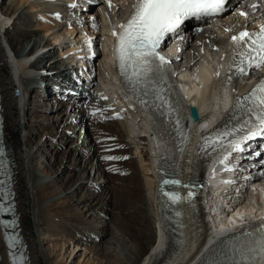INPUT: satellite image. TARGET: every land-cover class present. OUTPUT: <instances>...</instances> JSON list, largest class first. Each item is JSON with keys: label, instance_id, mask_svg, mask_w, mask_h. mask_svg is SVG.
Masks as SVG:
<instances>
[{"label": "bare ground", "instance_id": "bare-ground-1", "mask_svg": "<svg viewBox=\"0 0 264 264\" xmlns=\"http://www.w3.org/2000/svg\"><path fill=\"white\" fill-rule=\"evenodd\" d=\"M100 1L103 3L100 11L89 12L84 10V1H81L82 5L79 4L77 8L71 7L68 14L71 16V18L70 21L67 22L63 27L64 29L60 28L62 26L61 23L55 24L51 21L52 19L44 17L42 15L43 11L38 8L37 4L32 3L30 0H10L7 8L2 7L4 0H2L0 4L1 17L6 16V20H11L13 17H16L18 21H20V26L17 28L15 27L16 29H7L4 23L6 20L4 22H0V92L3 99V110L6 132L8 135V143L10 144L12 158L15 161L14 171L17 193L19 192L20 196L23 197L21 202H19V196L17 200L19 202L18 210L21 216L20 221L23 229V235L31 253V260L33 261V264L57 263L53 261L48 255L43 247V240L40 238L42 232V221L40 220V214L42 212L43 205L41 206V204L43 201H38L35 196V194L40 192H38V185L36 183L39 177H37L36 169L34 168L33 163L37 159V161H41V163L44 164V156L42 154V152L44 153V150L42 148L48 145V143H46V141L42 142V140H39V147L36 151H33L32 148L28 147V143H32V138L37 137L38 134L41 135V133L31 129L28 130V125L24 123V114L28 109V102L26 103L24 101L28 96V87H31L30 89L34 90V88H36L35 81L41 80L32 77L33 72L41 74L45 71H52L53 76L57 78L59 76L56 74L58 71L57 69H59L63 64L59 58L60 56L56 55V50L60 55H62V50L70 48L73 45H78V50L75 56L76 58H79L81 61L80 63L85 66L87 65L85 61L88 58V52H92V46L96 45L97 43L98 45H101L102 49L108 53V57L107 55L105 57L107 62L102 60L103 63L101 64L102 71L104 72H102V80L106 87H114L112 81L119 79L114 69L115 54L113 48L117 41L113 33L119 32L118 26L125 18V10L127 9L130 0H107V2H105V0ZM52 10L62 12V10L58 7H47L48 12H51ZM109 11L114 12V15L117 13L119 17L116 19L114 18L113 21L116 22L111 24V26L108 25V27H105V19L103 21L101 16L102 13H110ZM28 13H35L36 16L34 15V23H31V21L28 19ZM247 13L248 11L245 12L246 15L244 17L246 19L249 18ZM233 18V22L227 24V21ZM222 24L224 27L222 29L217 27L216 24H211L210 26L202 27L201 32L197 31L199 29L198 27H196L194 31H191L190 37L193 40L188 42L186 52L181 53L183 54L184 60L180 65L185 66L187 62L195 60L194 55L197 54L202 48L211 50V48H213L211 45L212 40L214 41L213 45H215L217 48H221V46L225 43L226 33H229L231 29L236 31L238 28H241L243 22L242 19L236 16V13H234L232 15H228L226 20L222 21ZM106 30L108 31V35L103 34V32H106ZM40 32H42L44 36L41 37L38 35L35 37V35L39 34ZM51 32H53V34H51ZM100 32H102L103 35H101ZM58 33H61V36H63L60 39L62 41L61 46H58V41L55 39V37L58 36ZM95 34L98 36L97 39H94V41L90 38H92V36L94 37ZM75 37L76 41L73 42ZM77 37L85 41L84 45L85 48H87L86 51L82 49V42L79 43ZM46 39L48 40L45 41ZM50 42H52L55 47L53 46V49H49L36 59L43 49H48V47L50 48L52 45ZM181 46L182 43L179 42L173 51L174 55H177ZM89 47L92 48L89 50ZM212 51L215 54L217 53L215 48H213ZM96 53L97 48L93 54L96 55ZM25 54L28 56L32 54L34 55L27 58L26 60L15 61L16 56L18 58H22V56ZM32 60H34L33 63L28 67L30 61L32 62ZM48 63H50L49 66ZM58 64L60 65L58 66ZM95 66L96 65H93L88 68V75H93V68ZM111 66L112 68H110ZM25 68H28L29 70H26ZM111 69L113 70L110 73ZM262 70H264V67L263 69L256 71L253 77L244 79L243 82L238 86V93H243L247 84L252 82ZM109 74L111 75L109 76ZM199 77V68H195L193 72L185 71L179 76V82L183 84L184 87H187V92L185 93L186 97L182 98L178 103V109L175 112L168 114L162 109H156L153 112V118L147 116L145 119L140 113L131 111L130 108H127V112H123L124 118L121 120L122 123L133 120H135V123L137 124L140 123L139 125L141 127L135 136L129 137V133L132 131H126L127 134L125 133L126 138L129 137L130 140H135L134 138L138 139L136 141L139 143L136 144V147H132L130 143L128 144V142H126V139L121 138L123 136L120 137V135L117 133L116 127L112 125V122L109 120L114 116V112L106 113L105 111H99L98 115L90 116L91 111L99 110V106L96 105L95 102H89L90 105L87 106V108L80 106L81 109H79V106H71L68 103L66 108L67 112L65 114L60 113L55 117H45V119L43 118L39 121L38 118L40 116H38L37 110L40 108V106L38 105L36 107L34 115L37 125L39 124L41 127H45L48 124L50 125V123L54 125L56 122H59V128L62 126V124L66 123V126L69 128L68 130L75 131V125L80 124V129L83 128L85 130L83 137L84 142L82 144L83 148L76 146V148L79 150L75 151V153L78 152L79 155L82 151L80 159L83 164H81V162L78 160L75 161L73 158V164L77 167H81L83 175L80 174L79 179L76 181H72L74 179L67 180V182L70 183V185L68 184V190L73 188V184L76 185L77 182L84 179L86 170L90 168L91 172L93 171L95 174V178H97L95 179V182H92L90 189L98 190L99 187L97 186V182L99 184V181L101 180L103 181V186L111 183V181L115 184L117 183V180H119V182L121 180V184L127 182V185L121 186L126 192L138 194L142 197V192L140 191L141 189H139L140 180L139 176L137 175L138 173L136 172V164L134 163V157L132 158V155L141 158L143 161L141 166L143 171H145L144 177L146 178V185L152 191V211L154 220H152L146 213V203H144L145 201L143 197L140 201H134L132 196L123 194V197L125 195L128 198V201L124 202L125 204L122 207V212H124L123 210H132L134 213L130 215L120 214L118 219L113 214L112 219L115 223L122 222V226L116 227V229L118 232H122L121 242L122 245H126V251L128 254L126 260L116 258L114 254L115 243H108V246H105L108 249L104 250L102 257L105 260L111 261L109 264H184L183 262L187 259L185 253L178 256L176 253L177 248H175L173 245V243H178L180 245L184 237L180 236V238H175L173 235H171L169 230H166L168 227L162 225V221H164L165 216H167V213H164L166 205L165 202L157 198V187L159 184L158 176L163 174L164 171L170 173L174 169V171L179 174L182 179L187 181H197L203 179V176L207 172V164L212 159L206 176V181L209 186H205L206 191L203 194L204 201L209 202L207 207L210 206V204L212 205L211 207H218L221 202H224L228 207H232L234 210L237 208L235 215H233L231 218H228L219 211L222 208L217 211V214L212 215L211 212H205L207 207L204 208L198 206L197 204L196 211L193 210L196 214L194 219L197 221L195 228L191 230V226L188 224L187 227H184V229H177L179 233H185L186 235V240L183 242L185 249L187 250L193 246V248L188 250V253L194 249V245L197 246L198 249L200 242L205 240L207 231H210L211 236L214 238L213 240H216L220 236L227 235L240 224L259 219L264 212V178H262L263 182L258 183V181H254V183H257V185L254 186L255 190L252 192L247 191V203H244L246 200L239 201L238 197L240 192H236L239 186L231 185V181H236L237 178H239L238 176L234 178V175H236L237 172L240 173L242 169L239 167H234L237 166L234 159L228 160V158L225 157V155L228 154L226 150L218 151L217 155H214V152L220 148V143H224L225 141V138H221V136L232 123L229 115L222 112L219 114V116L211 119L207 124H203L201 126L196 125L193 128H187L186 126L184 118L185 115L183 111L184 108L187 107L188 109V105L190 104L199 106V101H202V93H205L203 80L198 79ZM50 80H52V78ZM88 82L89 84H92V81ZM42 84L44 90L49 91L50 88L47 87L48 85H46V82H42ZM222 85L223 84H218V88H221ZM87 98L92 100V95H87L85 99L87 100ZM85 103L86 101L83 102V104ZM184 103H186L185 107ZM72 109L78 110V113L81 115L79 120L76 118L73 119L71 113ZM59 110H62V108ZM50 111H54L53 107ZM115 112H117V110H115ZM88 115L91 118H89ZM87 119H89V122ZM90 119L95 121L97 125H95V123L93 124V122L90 124ZM104 120L107 123L102 122ZM72 126H74V128ZM155 127L162 130L160 134L158 133L161 130H156V137L152 136L151 134L152 131H155ZM91 133H97L98 135L95 137ZM47 134L50 140H57V144H55L57 149L54 150H59L62 140L69 139L66 136V130L62 131L60 137L63 139L59 141V143L57 139L59 132L52 130ZM114 137L116 139H114ZM93 138H95V140H100L99 146L96 145ZM166 139H168L169 142H167ZM159 145L161 148L163 145V148L168 149L170 153H161L160 149L158 148ZM122 146L125 148L121 149ZM128 146L132 148L133 153L128 150ZM118 147L121 148L118 149ZM108 150L110 152H108ZM98 151L99 158H97L98 156L94 157V154H97ZM163 152H165L164 149ZM71 154L72 153L68 151V155L71 156ZM69 156H67L65 153L63 154V159L67 157L69 159ZM127 156H130L129 160L122 162L121 159ZM53 157L56 162L58 158L55 155ZM95 158L97 161H101V164L95 163ZM91 160L93 162H91ZM229 167L230 169H226ZM124 170L126 173L125 177L120 175V173H122ZM106 175L107 178H105ZM52 181L55 183L56 181L59 182L60 179H53ZM113 183H111V186L115 187L116 185L114 186ZM50 187L48 189H51ZM61 187L63 190L60 194L58 193L60 187L54 189L49 194H52L55 198H58L59 195H62L65 192V185L63 184ZM113 187H110L111 189H109L108 195L110 193H115L116 195L119 194L116 191V188H119V186H117L115 189H113ZM79 188H81V185ZM68 190L66 191V200H73L77 206L83 204L85 201L94 199L97 201L96 205L98 206L96 208L92 207L93 214L97 213L102 217L106 216L107 211L104 210V206L106 205L105 202H108L106 201L108 197L106 193L104 195L86 194L80 200H74L73 197L77 194V192L74 191L69 193ZM198 200H200L198 202H201L200 198H198ZM254 201H257V203L260 204V211H255L257 210L256 208L258 206L256 207ZM133 202H135L136 205H133ZM99 205H103L101 207L102 210L99 209ZM60 206L64 208L62 210V215H68L71 213L70 208L72 205L62 201ZM247 212L248 218L244 216ZM206 216L207 219L205 220ZM101 223L103 225L100 230L97 228V230L93 228L84 229L83 227L81 228L79 226H72L68 223L67 224L71 230H67V228H64V230L70 231L71 233H69V235H74L77 233V235L81 238H78L77 242L87 243L86 240H90L92 236L97 238L98 236L100 237L104 233L108 232L110 225L107 224L106 221H101ZM182 224L185 225L186 222L184 223L183 221ZM155 225H157V228ZM118 236L119 234L113 236L112 239L116 240V242L120 241V237ZM76 246L80 245L77 244ZM178 250L180 252V249ZM197 255L198 253L191 260H193ZM0 264H8L7 253L2 242L1 231Z\"/></svg>", "mask_w": 264, "mask_h": 264}, {"label": "rangeland", "instance_id": "rangeland-1", "mask_svg": "<svg viewBox=\"0 0 264 264\" xmlns=\"http://www.w3.org/2000/svg\"><path fill=\"white\" fill-rule=\"evenodd\" d=\"M9 2H10V0H6V1L4 0L2 7L7 8ZM109 12L110 13H108V12L102 13V16H101V19H103V21L105 19V21H104L106 24L105 27H108V25L111 26V24H113V22H114L113 21L114 18L115 19L118 18L117 14L114 15V12H112V11H109ZM34 15H35V13H30V14L28 13L27 14L28 19L31 21V23H34L33 20L36 16V15L35 16ZM6 19H7L6 16H3V17L0 16V22H4ZM13 19H14V21L10 25L11 20H13ZM11 20H6L4 22L7 29H9V28L16 29L17 27L20 26V21H18V19L16 17H13ZM102 32H100L101 35H103V34L108 35L107 30H106V32H103V34H102ZM38 35L41 37L44 36V34L42 32H40L39 34H36L35 37H37ZM97 36L95 34L94 37L92 36V38H90V39H92V40L97 39ZM47 40L48 39H46L45 41H47ZM77 40L79 41V43L80 42L85 43V41H83L82 39H79L78 37H77ZM74 41H76V37H75V39H73V42ZM50 43H52V42H50ZM48 44H49V41H48ZM96 45L92 46L94 49L92 51L93 53H95V50L97 48V53H96V57H95L96 70L94 72L96 74V78L94 81L98 85L104 86V83L101 80L103 78L102 76L104 73L102 71L101 64L103 63L102 60H105L106 55L108 57V53H106V51L104 49H102L100 44L98 45V43H97ZM53 46L55 47V45L52 43L50 48L48 47V49H43L40 52V55L38 57H36V59L39 58L44 52H47L49 49H51V48L53 49L54 48ZM82 46H84V44ZM92 47H89L88 49L90 50ZM86 49L87 48H85L84 51H86ZM56 52H58V51L56 50ZM105 62H107V60H105ZM59 65L60 64H58V66ZM110 68H112V66ZM112 70L113 69H111L110 73L112 72ZM110 75L111 74H109V76ZM32 91L33 90L30 89L28 91L27 95H29V94L31 95ZM27 97L25 98V101H24L26 103L28 102V109L26 110V112L24 114L25 115L24 116V119H25L24 123L26 125H28V127H29L28 130L31 129V130H35L36 132L38 131L41 133V135L38 134L37 137L32 138V143L31 142L28 143V147L32 148L33 151H36L39 147V144H38L39 140H42V142L46 141V143H48V145H46L42 148L44 150V153L42 152V154L44 156V164L41 163V161H37V159L33 163L34 168L36 169L37 177H39V179L37 180L36 183L38 185L37 186L38 192H40L38 194H35V196H36V199L38 201H43L41 204V206L43 205L42 206V212L40 214V218H41L40 220L42 221L41 222L42 232H41L40 238L43 240L44 249L46 250L48 255L51 257V259L53 261H55L57 264H61V263L62 264H109L111 261L105 260L102 256H103L104 250L108 249V248H106L108 246L107 244L112 242V243H115V249H114L115 253L114 254H115L116 258L126 260L127 254H128L126 251L127 247L125 244L122 245V242H121V238H122L121 233L122 232H118L116 229V227L122 226V222L115 223L114 220L112 219L113 214L118 219L119 218L118 216H120V214L130 215V214L134 213V211H132V210L131 211L123 210L124 212H122V207L125 204L124 202L128 201V198L125 195L123 197V194H126L128 196H132L134 198V201H140L143 197L144 201H145L144 203H146L145 204L146 205V213L148 214V216L152 220H154L153 211H152V195H151L152 191L146 185V178L144 177L145 171H143V168L141 166L143 163L142 159L132 155V158L134 157L133 160H134V163L136 164V172L138 173L137 175L139 176V180H140V184H141V185L139 184V189H141L140 191L142 192V197H141V195H138V194H132L130 192H126L121 186L127 185V182H124L121 184L120 183L121 180H120V182H119V180H117L116 181L117 183H115V184L111 181V183H113L114 186L116 185L115 187L111 186L112 185L111 183H109L110 185L107 184L106 186H103L102 185L103 181L101 180V181H99V184L97 182V186L99 187L98 190L90 189L92 186V182H95V179H97V178H95V174L93 173V171L91 172L90 168H88L86 170V172L84 174V179L77 182L76 185L73 184V188L68 190V188H69L68 184L70 185V183H68L67 180L74 179L72 181H76L79 179L80 174L83 175V171L81 170V167H77L73 164V158L75 159V161L78 160L79 162H81L80 157H81L82 151H81L80 155L78 154V152L75 153V151L79 150L76 148V146H78L79 148L80 147L83 148L82 144L84 142L83 137H84L85 130L83 128L80 129L81 128L80 124L75 125V131L68 130L69 128L66 126V123L62 124V126L60 127L61 129L58 126V125H60L59 123H55L54 124L55 126L52 123H50V125L48 124L45 127H43V126L41 127V126H39V124L37 125L35 115H34V110H33V108H36L37 106H34V104L35 105L40 104L42 106H44V105L42 103L38 104L36 97L30 98L29 101H27ZM50 101H51V99H50ZM47 106L48 107L52 106V104H48ZM44 108H45V106H44ZM79 109H81V108L79 107ZM45 110H48V109L45 108ZM61 111H62V114H65L67 112L65 107ZM41 112H43L42 107H40L37 110V114H38V116H40L38 118V121L42 120L43 118L45 119V117H49V118H50V116L55 117L56 114L61 113V112H58V113L55 112V113H53L55 115H53L52 113H45V115H43ZM71 113H72L73 119L76 118L77 120H79V118L81 117V115L78 113L77 109H72ZM90 116H92V115H90ZM90 116L88 115L89 118H91ZM87 120L89 122V119H87ZM110 121L112 122V125H114L116 127L117 133L120 135V137L123 136V137H121L122 139L126 138V135H125V133L127 134L126 131H132L129 133L130 134L129 137H132L138 133V131L141 127L139 125L140 123H138V124L135 123L136 122L135 120L126 121V123L132 122L131 127H133V128H127L126 123H122L121 119H110ZM92 122H93V124L95 123V121H92V119H90V124H92ZM102 122L107 123V122H105V120ZM95 125H97V123H95ZM72 127L74 128V126H72ZM52 130L55 132L56 131L59 132V135H57L58 143H59V141H61L63 139L62 137H60L62 134V131H65V130L67 131L66 136L69 139L62 140V143H60L59 150H54V149H57L55 146V144H57V140H53V141L50 140V138L47 134L48 132H50ZM91 134H93V136H95V137L98 135L97 133H91ZM115 137H114V139L117 138V137L116 138ZM129 137H128V141L126 140V142H128V144L130 143L132 145V147L133 146L136 147V144L139 143L138 141H136L138 139L134 138L135 140H132V139L130 140ZM93 140H95V138H93ZM95 143L97 146H99L100 140H95ZM49 144H54V145H49ZM120 148L121 147H118V149H120ZM124 148L125 147L122 146L121 149H124ZM128 150L133 153L132 148L129 146H128ZM68 151H70L72 153L71 156L68 155ZM108 152H110V151L108 150ZM65 153L67 154V156H69V159H68V157L63 159V154H65ZM134 153H135V151H134ZM52 154H54L58 158L56 160V162H55L54 157H53L54 155H52ZM94 157L99 158V151L97 154H94ZM129 158H130V156H127L121 160H122V162H125V161H128ZM139 159H141V160H139ZM95 160L97 161L96 158H95ZM96 161H94V162L97 164H101V161H97V162ZM91 162H93V161L91 160ZM81 164H83V163L81 162ZM124 173H125V170L122 173H120V175L125 177L126 173L125 174ZM133 176H135V175H133ZM105 178H107V175L105 176ZM53 179L54 180L60 179V181L59 182L56 181L54 183L52 181ZM63 184L65 185V190H64L65 192L62 195H59L58 198L57 197L55 198L54 195L49 194L50 192H52L54 189H56L58 187H60L59 191H58V193L60 194L63 190V188L61 187ZM80 185H81V188H79ZM50 186H52V187H50ZM117 186H119V188ZM49 187L51 189H48ZM110 187H113V189H115L117 187L116 191L119 194L116 195L115 193H112V194L110 193L108 195L109 189H111ZM67 190L69 193H72L74 191L77 192V194L73 197L74 200H80L86 194L87 195L88 194L89 195H91V194H96V195L102 194V195H104L106 193L108 195V197L106 199V201H108V202H105L106 205L104 206V210L107 211L106 216L102 217L97 213L93 214V208H96L98 206V205H96L97 201H95L94 199H91L89 201H85L84 203L82 202L83 204L77 205V206L75 205L73 200L72 201H70L69 199L66 200L65 196H66ZM17 194L19 196V202H21L23 197L20 196L19 192ZM41 195H42V199H41ZM119 197L122 199H120ZM247 197H248V195H247ZM247 200H248V198H246V201L244 203H247L248 202ZM62 201H65L67 204L72 205L70 208L71 213H69L68 215H62V210L64 209L62 206H60ZM214 201H217V200H214ZM78 202H80V201H78ZM254 202L256 204V207L258 206L256 209H259L260 204H258L257 201H254ZM90 203H91V205H90ZM121 204H122V206H121ZM133 205H136V203L133 202ZM102 206L99 205V209H101ZM115 209H117V210H115ZM219 211L222 213V209H220ZM244 216H246V218H248V212L245 213ZM101 221H106V223L110 225L108 232L104 233L100 237L98 236L97 238L92 236L90 240H86L87 243L77 242L78 238L81 239L80 236H78L77 233L74 235H69V233H71V232L67 231V230H71L69 225L77 226V227L79 226L81 228L83 227L84 229H90V228L96 229L97 228L98 230H100L102 228V225H103L101 223ZM155 226L157 228V225H155ZM64 228H67V230H64ZM72 234H73V232H72ZM118 234H119L118 237H120V241L116 242V240H113L112 238H113V236H116ZM77 244H79L80 246H76ZM134 249H135V247H134Z\"/></svg>", "mask_w": 264, "mask_h": 264}, {"label": "snow or ice", "instance_id": "snow-or-ice-1", "mask_svg": "<svg viewBox=\"0 0 264 264\" xmlns=\"http://www.w3.org/2000/svg\"><path fill=\"white\" fill-rule=\"evenodd\" d=\"M226 3L227 0H137L134 14L126 24L121 25L119 34L113 33L121 70L127 69L131 77L137 80L148 78L156 61L161 66L167 63L157 52L166 34L175 33L190 18L201 20L223 13L226 11ZM240 15L246 14L241 12ZM232 39L234 43L247 46V51L242 52L241 57L247 56L250 62L258 61L257 66L264 65V28L259 33L243 31ZM252 96L257 106L259 130L264 131V82ZM237 150H240L239 147Z\"/></svg>", "mask_w": 264, "mask_h": 264}]
</instances>
